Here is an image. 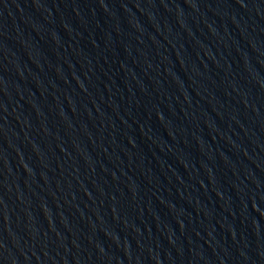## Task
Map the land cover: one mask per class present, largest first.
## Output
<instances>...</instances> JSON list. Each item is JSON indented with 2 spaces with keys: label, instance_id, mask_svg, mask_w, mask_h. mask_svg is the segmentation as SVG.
Instances as JSON below:
<instances>
[{
  "label": "water",
  "instance_id": "water-1",
  "mask_svg": "<svg viewBox=\"0 0 264 264\" xmlns=\"http://www.w3.org/2000/svg\"><path fill=\"white\" fill-rule=\"evenodd\" d=\"M0 264H264V0H0Z\"/></svg>",
  "mask_w": 264,
  "mask_h": 264
}]
</instances>
